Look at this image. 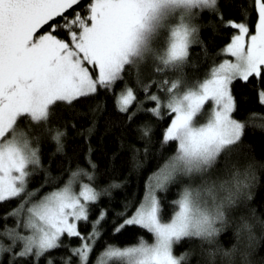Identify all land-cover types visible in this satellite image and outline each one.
Masks as SVG:
<instances>
[{
    "label": "snow or ice",
    "instance_id": "1",
    "mask_svg": "<svg viewBox=\"0 0 264 264\" xmlns=\"http://www.w3.org/2000/svg\"><path fill=\"white\" fill-rule=\"evenodd\" d=\"M227 6L235 13L226 16L220 0H0V202L8 205L0 214V264H90L105 228L119 232L126 226H141L151 242L140 236L126 247L108 244L96 264L113 256L126 264H181L187 252L177 255L174 245L203 230L208 219L192 207L187 184L193 170L211 165L222 149L239 151L247 125L257 123L243 93L236 97V84L250 87L264 108V0H227ZM204 27L222 34V56L212 60L205 78L193 81L185 71L190 46L200 45L204 60L211 56L200 35ZM169 71L174 78H166ZM117 81H124L118 92ZM109 90L118 114L104 117L105 131L120 124L138 134L142 145L127 144L136 167L159 151L152 120L137 123L138 115L163 121L162 109L170 113L159 143L163 148L173 142L174 151L149 176L143 199L130 213L129 200L122 208L111 205L112 189L125 181L109 173V182L95 183L100 174L92 154L99 147L106 156L107 149L103 134L97 145L91 137L105 111L101 94ZM65 111L73 128L77 119L86 121L76 134L87 145L88 165L69 168L66 176L50 169L56 155L68 157L69 121L58 123ZM49 138L54 151L46 165L42 145ZM259 144L264 150V137ZM80 148L73 145V154ZM238 176L229 195L247 204L255 195L264 208V185L254 191L251 164ZM172 184L180 188L166 217V196L158 193ZM104 195L107 203H101ZM217 213L222 217L219 208Z\"/></svg>",
    "mask_w": 264,
    "mask_h": 264
},
{
    "label": "trees",
    "instance_id": "2",
    "mask_svg": "<svg viewBox=\"0 0 264 264\" xmlns=\"http://www.w3.org/2000/svg\"><path fill=\"white\" fill-rule=\"evenodd\" d=\"M235 2H238V0H235ZM220 4L224 7L226 16L235 13L234 9L227 6V0H220ZM209 15L210 14L208 12H204L205 19H207ZM200 35L207 44L211 56L209 59L204 60L200 56V45L190 46L191 63L185 71L187 72L188 77L193 81L205 78L210 71L212 60L222 56V54L218 53V45L222 42V34H213L212 28L204 27L202 28ZM166 78H174V73L169 71V75ZM125 79L130 86L135 88L133 77L126 75ZM123 83L124 81H117L115 85V90L117 92L121 89ZM152 90L156 91L155 88ZM136 91L138 99H143L141 90L136 88ZM241 93H243L242 100L247 101L245 107L254 110V115L250 113V118L255 119L257 123L247 125L248 134L243 137V144L240 146L239 151H234L228 155L231 160L239 162L240 164H244L249 161L257 162L256 183L254 188V191H256L261 185H264V167L259 166L261 163H264V150H261L259 144L261 138L264 137V127L261 126V124H264V108L261 107V102L258 101L255 92H253L250 87L246 86L244 82L236 84V97H240ZM159 94L163 95L162 90ZM101 95L105 103V111L98 121L97 130L92 134L91 140L93 145H97L99 137L103 134V143L107 149V155L101 156L99 147H96L92 154V158L96 161L97 171L100 174L99 179L95 183L103 184L109 182V173L114 174L112 178L125 181L120 187L112 189L113 199L111 201V205L113 208H122L123 202L125 200H129L131 202V207L129 209L130 213L131 211H134L135 207L138 206L139 202L143 199L145 186L148 183L149 176L162 166L168 156L174 151V147L171 146L173 142H168V144H165L163 148H160L159 143L162 139L161 124L169 121L170 113H168L166 109H162L164 112L163 121H158L155 117L148 116L144 113L138 115L137 123H140L145 119L152 120L155 133L153 136V140L155 141L154 148L159 151L151 154L144 163H142L139 167H136L135 161L132 160L131 152L128 150L127 144L128 142H132L142 145L143 142L138 139V134L137 136H133L130 132L125 131V128L120 124L114 125L109 131H105L106 124L104 117L109 114H118V110L115 108V96L112 94V90H109L108 93H102ZM135 103L136 102L134 101L133 105H130V108L135 107ZM147 103L150 104V102ZM64 120L69 121V125L66 128L65 146L70 159L68 157L56 155L51 161L50 169L54 175H60L61 172H63L66 176L69 168L75 169L78 166L88 167V165L85 157L87 145L83 143V136H78L76 134V129L85 126L86 121L77 119L76 128H73L71 126V113L67 111L63 112V116L58 123L63 125ZM120 133H123V135H120ZM122 139L125 141L123 146L121 145ZM253 141L256 142L255 146H253ZM76 144H80L81 148L80 152L74 155L73 145ZM53 151L54 142H52L49 138V140H46L42 145V158L46 165L49 164V155ZM114 152L116 153L115 157L112 155ZM223 159L224 157L221 156V162ZM84 182H88L87 179H85ZM179 188V184H172L169 186L167 192L158 193V195L162 197L166 196V199L163 201L164 208L166 209V217L174 210L170 205V201L176 198ZM256 200L257 197L254 195L248 202V205L259 213L264 214V208L259 207L255 202ZM108 201L109 197L107 195L101 197V203H107ZM6 207H8V205L0 202V214L3 213ZM10 223L11 221H9V224ZM0 226H2V221H0ZM126 229L127 230L122 229L119 232H112L105 228L90 253V264H96L99 254L108 244H112L116 247H126L131 244L138 243L140 236H144L149 242L152 240L151 233L143 229L141 226H126ZM221 239L225 244L230 243L232 241V232L230 230H225ZM193 242L194 241L189 238H183L182 242L174 245V252L179 255L182 251L188 249ZM60 251H63V249ZM260 253L264 254V246H261ZM121 260L122 259H113L107 264H125ZM41 264H43V260L41 261ZM56 264H59L58 260L56 261Z\"/></svg>",
    "mask_w": 264,
    "mask_h": 264
},
{
    "label": "clouds",
    "instance_id": "3",
    "mask_svg": "<svg viewBox=\"0 0 264 264\" xmlns=\"http://www.w3.org/2000/svg\"><path fill=\"white\" fill-rule=\"evenodd\" d=\"M249 164L256 171L257 162L240 164L229 158L227 149H222L211 165L201 171L193 170L187 184L192 193V207L208 219L203 230L193 231L187 237L194 242L186 249L181 264H264V254L260 253L264 246V214L239 195H229L235 192L238 174L242 175ZM259 166L264 167V163ZM225 230L232 232V241L227 244L221 239Z\"/></svg>",
    "mask_w": 264,
    "mask_h": 264
},
{
    "label": "rangeland",
    "instance_id": "4",
    "mask_svg": "<svg viewBox=\"0 0 264 264\" xmlns=\"http://www.w3.org/2000/svg\"><path fill=\"white\" fill-rule=\"evenodd\" d=\"M165 37H161V42H164L165 41ZM208 107H210V104L208 103V102H206V104H205V108H208ZM201 119H203V118H201ZM105 259V264H107L110 260H120V259H122L121 261H123L125 264H126V260L125 259H123V258H121V257H116V256H113V257H106V258H104Z\"/></svg>",
    "mask_w": 264,
    "mask_h": 264
}]
</instances>
